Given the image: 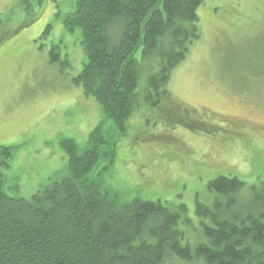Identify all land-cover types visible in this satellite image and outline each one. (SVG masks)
Returning a JSON list of instances; mask_svg holds the SVG:
<instances>
[{"label": "rangeland", "instance_id": "1", "mask_svg": "<svg viewBox=\"0 0 264 264\" xmlns=\"http://www.w3.org/2000/svg\"><path fill=\"white\" fill-rule=\"evenodd\" d=\"M75 8L72 0H0V148H14L10 168L0 167L6 192L29 199L67 177L63 140L80 151L98 142L106 187L125 202L185 205L193 223L180 224L185 242L205 243L196 206L212 205L209 182L236 177L246 199L264 183V0H204L200 37L172 71L168 95L158 108L139 107L124 133L73 81L87 62L80 31L64 25ZM56 47L68 68L51 63Z\"/></svg>", "mask_w": 264, "mask_h": 264}, {"label": "trees", "instance_id": "2", "mask_svg": "<svg viewBox=\"0 0 264 264\" xmlns=\"http://www.w3.org/2000/svg\"><path fill=\"white\" fill-rule=\"evenodd\" d=\"M72 1L76 8L64 25L72 34L80 31L87 58L73 81L98 102L104 122L124 133L139 107L158 108L168 95L172 71L200 37L204 0ZM50 59L68 68L58 47ZM259 61L264 76V57ZM61 146L69 175L31 198L10 196L0 179V264H166L172 257L187 264H264V183L246 199L238 178L210 181L212 205L196 206L206 242L192 247L180 229L193 225L185 205L125 202L103 182L108 169L99 171L106 156L98 142L83 151L73 139ZM13 158L14 148H0L2 169Z\"/></svg>", "mask_w": 264, "mask_h": 264}]
</instances>
